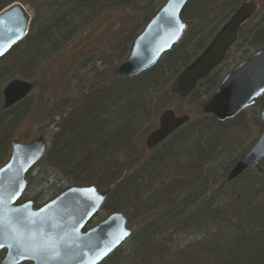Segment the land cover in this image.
Returning a JSON list of instances; mask_svg holds the SVG:
<instances>
[{
  "label": "trees",
  "instance_id": "trees-1",
  "mask_svg": "<svg viewBox=\"0 0 264 264\" xmlns=\"http://www.w3.org/2000/svg\"><path fill=\"white\" fill-rule=\"evenodd\" d=\"M165 1L0 0V11L19 2L32 13L25 36L0 57V167L9 157L11 141L23 138L20 127L32 108V96H27L5 109L3 86L23 79L37 87L33 77L44 73L53 53L79 28L109 12L120 19L106 57L120 64ZM243 1L189 0L180 14L186 24L181 38L154 66L133 77H119L114 65L108 84H86L84 93L72 99L69 112L58 116L60 122L49 118L58 131L51 134L42 159L28 171L19 202L31 200L38 207L69 186L104 188L107 196L100 210L121 211L137 220L129 238L99 264H264V170L258 171L264 159L226 181L244 151L241 145L234 146L237 138L248 131L249 139L250 131H262L258 111L249 118L240 113L225 121L202 113V105L224 76L219 66L187 97L169 91L174 78ZM258 2L260 7L240 28L228 54L236 48L245 59L264 47V0ZM123 15L128 18L121 19ZM102 75L103 70L97 71L94 80L102 83ZM197 92L207 96L196 107L197 117H190L150 151L138 144V136L163 109H174V100L198 99ZM263 103L261 96L253 106L261 109ZM237 120L242 125L225 128ZM32 189L36 191L29 197ZM3 256L0 250V260Z\"/></svg>",
  "mask_w": 264,
  "mask_h": 264
},
{
  "label": "water",
  "instance_id": "water-1",
  "mask_svg": "<svg viewBox=\"0 0 264 264\" xmlns=\"http://www.w3.org/2000/svg\"><path fill=\"white\" fill-rule=\"evenodd\" d=\"M188 0H166L133 40L125 60L116 68L119 77H133L151 68L161 55L181 38L185 23L180 13ZM254 0L243 2L220 27L204 50L170 83L169 91L187 97L226 59L237 41L240 28L257 10ZM30 23L27 9L14 2L0 11V57L26 34ZM33 83L12 79L3 88V107L22 101L33 90ZM264 93V47L254 51L228 71L211 97L202 105L203 114L218 121L233 118L251 106ZM263 129L226 176L232 181L255 168L264 157V103L260 110ZM173 109L163 110L157 126L144 139L148 151L154 149L189 120ZM48 142L38 136L28 142L10 143V154L0 167V264H99L131 234L122 212L109 213L91 227L106 198L94 185L69 186L42 205L31 200L19 202L27 186L28 171L44 156ZM126 233V235H125ZM45 249L44 252L34 250ZM51 257V258H49Z\"/></svg>",
  "mask_w": 264,
  "mask_h": 264
},
{
  "label": "rangeland",
  "instance_id": "rangeland-1",
  "mask_svg": "<svg viewBox=\"0 0 264 264\" xmlns=\"http://www.w3.org/2000/svg\"><path fill=\"white\" fill-rule=\"evenodd\" d=\"M255 1L260 7V2H258V0ZM25 7L30 11L27 6ZM126 18H128L126 15L121 17V19ZM119 19L120 15L115 12H109L101 15L96 20H92L87 26H82L79 28L80 30L77 29L79 31L70 42L53 53V56L49 59L46 69L44 70L46 74L37 72L36 75H34L33 80L37 81V87H35L30 94V96H32L31 111L25 123L20 127L22 132L20 135L23 137L21 142H28L38 136H43L48 142V148L51 142V134L58 131L55 125L49 122V118H54V122H60L58 116L69 112V99L83 92L86 84L93 81L92 83H94L95 86L97 84L105 85L114 78L112 70L117 60H114L116 58H109V60L108 57H106V53L112 39L117 36V21ZM235 51L236 48L232 49L225 61L219 66L222 76L244 58V54H236ZM249 52L251 53L252 51L250 50ZM91 57L93 60H90ZM80 66L81 70L76 72ZM102 70V77L104 80L100 83L94 80V74ZM197 93L199 94L198 99L194 100L192 98L184 102H175L178 100H174L171 102L173 103L174 109L171 106L168 108L173 109L177 115L188 114L191 118L197 117L198 113L196 107L201 105L207 97L206 94L201 95V92ZM262 99H264V93L262 94ZM177 107L178 109H175ZM257 111L259 115L260 106H251L244 110L245 117L249 118L250 112ZM159 114L151 123V126L145 127L143 134L138 136L137 142L139 145L144 146L146 135L157 126ZM240 122L242 125V121H230L226 124L225 128L239 127ZM247 132L237 138L234 145L236 148L240 145V147L243 148L245 143V148H248L260 133L254 129L253 133L250 131L252 136L248 139ZM263 170L264 162L260 165L258 171L262 172ZM66 186L67 185H65V187ZM39 190L40 189H38V191ZM35 191L36 190L32 189L27 195L29 197L33 196ZM106 215V212L100 210L98 218H95L94 222ZM127 219L130 226L134 228L135 219L137 220V217L135 216L134 219L127 216Z\"/></svg>",
  "mask_w": 264,
  "mask_h": 264
},
{
  "label": "bare ground",
  "instance_id": "bare-ground-1",
  "mask_svg": "<svg viewBox=\"0 0 264 264\" xmlns=\"http://www.w3.org/2000/svg\"><path fill=\"white\" fill-rule=\"evenodd\" d=\"M188 1H189V0H188ZM245 1H248V0H244L243 2H245ZM254 1H255V0H254ZM165 2H166V1H165ZM165 2H164V3H165ZM243 2H241V3H240V4H239V5H238V6L232 11V13L229 15L228 19L234 14L235 10H236V9H237V8L243 3ZM256 3H257V2H256ZM20 4H21V3H20ZM21 5H22V4H21ZM185 5H186V4H185ZM23 6H24V5H23ZM257 6H258V7H257V10H258V8H259L258 3H257ZM24 7H25V6H24ZM25 8H26V7H25ZM26 9H27V8H26ZM257 10H256V11H257ZM27 11H28V13H29V15H30V20H31V16H32V15H31V13H30V11H29L28 9H27ZM181 11H182V10H181ZM256 11H255V12H256ZM180 14H181V13H180ZM180 18H181V17H180ZM228 19H227V20H228ZM181 20H182V19H181ZM182 21H183V20H182ZM183 22H184V21H183ZM146 24H147V23H146ZM146 24H145V25H146ZM143 28H144V27H143ZM185 28H186V24H185ZM184 30H185V29H184ZM141 31H142V30H141ZM141 31H140V32H141ZM212 38H213V37H212ZM212 38H211V39H212ZM211 39H210V41H211ZM210 41H209V42H210ZM18 42H19V41H18ZM209 42H208V43H209ZM15 44H16V43H15ZM234 44H235V43H234ZM234 44H233V45H234ZM207 45H208V44H207ZM207 45H206V46H207ZM233 45H232V46H233ZM206 46H205V47H206ZM232 46H231V47H232ZM205 47H204V48H205ZM231 47H230V48H231ZM203 50H204V49H203ZM203 50H202V51H203ZM202 51H201V52H202ZM201 52H200V53H201ZM200 53H199V54H200ZM199 54H198V55H199ZM90 60H93V58L91 57ZM122 62H123V61H122ZM122 62H121V63H122ZM121 63H120V64H121ZM156 63H157V62H156ZM120 64L115 65V67L117 68ZM153 66H154V65H153ZM115 71H116V70H115ZM31 92H32V91H31ZM31 92L28 94V96H30ZM83 92H84V91H83ZM83 92H81V93H83ZM81 93L75 95L73 98L79 96ZM2 96H3V95H2ZM73 98H70V99H69V103H70V104H69V105H70L69 108L73 107V105H71V104H72V101H73V100H72ZM251 106H253V104H252ZM251 106H249V107H251ZM74 107H75V106H74ZM249 107H246L245 109H247V108H249ZM245 109H244V110H245ZM244 110L240 111V112L237 113L236 115H238V114L241 113L240 115L245 117ZM251 114H253V112H250V115H251ZM236 115H235V116H236ZM235 116H234V117H235ZM231 119H232V118H231ZM227 120H229V119H227ZM224 121H225V120H224ZM260 133H261V132H260ZM259 135H260V134H259ZM259 135H258V136H259ZM257 138H258V137H256V138L252 141V143L250 144V146H249L248 148H245V146H244V151L238 156V159H239L240 157H242V156L248 151V149L252 146V144L256 141ZM247 141H248V139H247ZM247 141H246V142H247ZM245 145H246V143H245ZM237 154H238V153H237ZM237 154H236V155H237ZM41 159H42V158H41ZM41 159H40V160H41ZM238 159H237V160H238ZM263 159H264V157L262 158V160H263ZM237 160H236V161H237ZM262 160H261V161H262ZM261 161H260V163H261ZM37 163H38V162H37ZM37 163H36V164H37ZM235 163H236V162H235ZM235 163H234V164H235ZM260 163H259V164H260ZM36 164H35V165H36ZM234 164H233V165H234ZM259 164H258V165H259ZM233 165H232V166H233ZM232 166H231V167H232ZM230 169H231V168H230ZM230 169H229V170H230ZM228 172H229V171H228ZM227 175H228V173H227ZM226 181H227V180H226ZM227 182H230V181H227ZM96 188H97V187H96ZM97 190L100 191V192H105V193H106V196H107V191H106L105 189H99V188H97ZM105 200H106V198H105ZM105 200H104L103 204L105 203ZM102 206H103V205H102ZM113 212H121V211H113ZM113 212H110V213H113ZM122 213H123V212H122ZM123 214H124V213H123ZM124 215H125V214H124ZM126 218H127V217H126ZM127 227L131 229V233H132L133 228L130 226V224H129V222H128V219H127ZM130 235H131V234H130ZM130 235H129V236H130ZM128 238H129V237H128ZM128 238H127V239H128ZM127 239H126V240H127ZM126 240H125V241H126ZM125 241H124V242H125ZM124 242H123V243H124ZM123 243H122V244H123ZM122 244H121V245H122ZM121 245H120V246H121ZM102 261H103V260H102ZM26 262H28V261H26ZM22 263H23V262H22ZM29 263H31V262H29ZM31 264H32V263H31Z\"/></svg>",
  "mask_w": 264,
  "mask_h": 264
},
{
  "label": "snow or ice",
  "instance_id": "snow-or-ice-1",
  "mask_svg": "<svg viewBox=\"0 0 264 264\" xmlns=\"http://www.w3.org/2000/svg\"><path fill=\"white\" fill-rule=\"evenodd\" d=\"M0 171H2V170H0ZM125 235H126V233H125ZM4 246H5V245L0 244V247H4ZM34 251H37V252H44L45 249H37V250H34ZM49 258H51V257H49Z\"/></svg>",
  "mask_w": 264,
  "mask_h": 264
}]
</instances>
